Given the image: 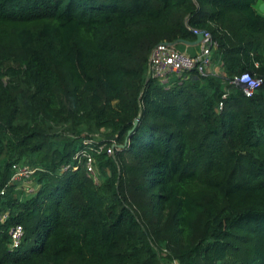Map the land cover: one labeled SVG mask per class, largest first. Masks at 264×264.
I'll return each mask as SVG.
<instances>
[{"label": "trees", "instance_id": "16d2710c", "mask_svg": "<svg viewBox=\"0 0 264 264\" xmlns=\"http://www.w3.org/2000/svg\"><path fill=\"white\" fill-rule=\"evenodd\" d=\"M260 1L0 0V264H264V77L230 81L264 74ZM188 27L213 69L160 83L150 48Z\"/></svg>", "mask_w": 264, "mask_h": 264}, {"label": "built area", "instance_id": "2783aa9c", "mask_svg": "<svg viewBox=\"0 0 264 264\" xmlns=\"http://www.w3.org/2000/svg\"><path fill=\"white\" fill-rule=\"evenodd\" d=\"M190 32L195 36L201 33V38L198 40L199 48L194 53H186L177 49L173 41L160 40L152 45L147 58V71L150 76L155 77L160 83H166L171 77L178 76L181 73L195 69L197 72L204 74L210 72V52L215 45L209 32L206 29L197 27H188ZM264 74L261 76L252 75L247 71L240 72L234 75L230 81L241 86L244 95H251L254 89L261 83ZM224 96V93L221 94ZM221 106V100L218 101V107ZM117 147L111 144H96L92 147L93 152H104L107 155H113ZM83 160L85 172L89 175L93 182L99 181V176L96 172L95 160L92 153L86 149L75 153L74 158L78 157ZM69 164L66 163L62 168H66ZM33 172L27 164L22 162H12L10 165V174L8 182H15L16 187H23V192H33L34 187L29 183V176ZM23 181H25L24 184ZM21 183V185H19ZM5 217V214L1 216ZM22 234V227L19 223L10 224L7 227V235L9 239V246L16 247L19 244ZM174 264V262H172Z\"/></svg>", "mask_w": 264, "mask_h": 264}, {"label": "crops", "instance_id": "0c3cea01", "mask_svg": "<svg viewBox=\"0 0 264 264\" xmlns=\"http://www.w3.org/2000/svg\"><path fill=\"white\" fill-rule=\"evenodd\" d=\"M174 46L181 51H184L186 53L191 54V53H194L199 48V42H198V40H196V37L194 36L193 38H191L189 40H176V41H174ZM213 65L214 64L209 65L210 70L213 69L212 68Z\"/></svg>", "mask_w": 264, "mask_h": 264}, {"label": "water", "instance_id": "95a60500", "mask_svg": "<svg viewBox=\"0 0 264 264\" xmlns=\"http://www.w3.org/2000/svg\"><path fill=\"white\" fill-rule=\"evenodd\" d=\"M263 7H264V0L261 1V2L258 4V8H259V9H261V8H263ZM195 37H196V40H199V39L201 38V33L196 34ZM176 40H183V39H176ZM176 40H174V41H176ZM136 121H137V116L133 119V122H132V123H133V126L135 125Z\"/></svg>", "mask_w": 264, "mask_h": 264}, {"label": "rangeland", "instance_id": "374dc122", "mask_svg": "<svg viewBox=\"0 0 264 264\" xmlns=\"http://www.w3.org/2000/svg\"><path fill=\"white\" fill-rule=\"evenodd\" d=\"M256 7H257V9H258V11L260 12V13H262V14H264V7L263 8H261V9H259L258 8V4L256 5ZM25 183V181H23V183L22 184H24ZM35 181L33 180V181H30V185H32L33 187L35 186ZM19 185H21V183L19 184ZM22 186V185H21ZM22 194H25V195H23V196H21V198L22 197H27V196H29V194H31V192L30 193H25V192H23Z\"/></svg>", "mask_w": 264, "mask_h": 264}]
</instances>
